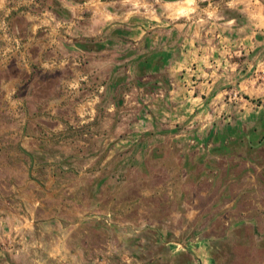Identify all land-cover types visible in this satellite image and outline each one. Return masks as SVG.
<instances>
[{
    "label": "rangeland",
    "instance_id": "374dc122",
    "mask_svg": "<svg viewBox=\"0 0 264 264\" xmlns=\"http://www.w3.org/2000/svg\"><path fill=\"white\" fill-rule=\"evenodd\" d=\"M83 3L134 14L97 43ZM0 5V264H264V0Z\"/></svg>",
    "mask_w": 264,
    "mask_h": 264
},
{
    "label": "crops",
    "instance_id": "0c3cea01",
    "mask_svg": "<svg viewBox=\"0 0 264 264\" xmlns=\"http://www.w3.org/2000/svg\"><path fill=\"white\" fill-rule=\"evenodd\" d=\"M82 5H86L84 7H80V11H84V12L81 15H80V13L75 12V18L78 20L79 25L78 26L73 25V27H71L73 23L70 22L69 25H71V26H69V28H72V30H74L76 33H78V35H80L82 38H95L97 40L96 41L97 43H100L98 41L100 39L99 35H101L103 33L104 29L109 26V24H110L109 21H116L119 19H122L123 21L128 20L129 17H131V15L134 14V12H129V11L127 13H123V14L122 13H113L109 10L105 11L103 6L99 7V6L94 5L95 7H92V6H89L88 3H83ZM0 9H2L1 5H0ZM6 11H9V10L6 9ZM84 13H85V15H84ZM40 15H42V13ZM39 16L32 17V15L27 14L24 17H26V19H28V20L34 19L36 21H39V23L33 24V26L36 27L39 25H43L42 23L47 22L46 19H44L41 16L39 17ZM110 27H113V25ZM128 29L131 31V28H128ZM148 29H146V30H148ZM128 34H131V33L128 32ZM138 39H136L137 42L134 45L141 46L143 43L138 42ZM39 41H40V39H37L35 42V45H39L40 44ZM53 42H54L53 40L48 39L44 43V45H50V44H53ZM143 42H144V40H143ZM79 49H80V51L86 53L85 56L87 57V62L84 63V66H88V67L91 66L92 67L91 63H93L94 60H96V59L95 58H89L90 55L88 54V52H87L88 49L85 46L81 45V47ZM175 50L176 49H174V48H172V49L168 48L167 50H164V51L162 50L160 52V54H155V55H153L152 53L150 55L144 54L143 56L138 55V56H134L133 58L135 60L136 59L138 60V68L140 70H143V69L145 70V68H148V69H151L153 71H155V70L156 71H162L164 69H161V68L165 67V65L168 64V62H170V58L172 56L171 54L173 52H175ZM141 53H143V52H141ZM40 57H41V55L36 56L35 60L40 61ZM91 61H93V62H91ZM174 61L175 60L174 59L172 60V58H171V63ZM94 65L95 66L93 68L88 69V71L75 73L76 79L80 78V80H84V78H90L91 77L90 75L93 74V70H96V71H97V69L100 70L104 66L103 62H97V61H95ZM144 70L141 72H145ZM131 71L133 73H136L135 68L131 69ZM74 82H75L74 84H70L71 87L74 89V90H72L71 94L83 92L84 90L80 91V89H79L80 88L79 87V80H74ZM137 83H140V82H137ZM210 85H212V83ZM82 86L83 85H81V87ZM92 87H93V89L90 92L87 91V92H89L88 97L85 96V98H83L81 100V103H84L85 107L89 108L90 110H96L99 107H101L100 104H102V103H104L105 106L108 105V107H110V110L108 108V111H112L117 107V105L119 104L118 98H116L114 100V95L116 93L117 86H116V88L115 87L106 88L105 86H102L99 83L96 86H92ZM107 90L108 91L110 90L111 92L110 91L109 92L112 93L111 99H110V97H109V99H107V96L104 97L102 94L104 91H107ZM171 92L176 94L172 97V100L174 103L173 108L175 107L178 109V108L182 107L183 103H184L182 100L179 101V104H181V105L176 104L177 99L179 98L177 92L174 89L173 90L170 89L169 93H171ZM105 98L107 100L106 102H104ZM87 120H89V119H87Z\"/></svg>",
    "mask_w": 264,
    "mask_h": 264
},
{
    "label": "water",
    "instance_id": "95a60500",
    "mask_svg": "<svg viewBox=\"0 0 264 264\" xmlns=\"http://www.w3.org/2000/svg\"><path fill=\"white\" fill-rule=\"evenodd\" d=\"M30 158H31V156H29ZM31 171V168H30V170H29V172ZM185 250L187 251V252H189V250L187 249V248H185ZM194 258H196L195 257V255L193 254V253H191V252H189ZM197 259V258H196ZM198 260V259H197ZM198 262H199V264H201V262L198 260Z\"/></svg>",
    "mask_w": 264,
    "mask_h": 264
}]
</instances>
